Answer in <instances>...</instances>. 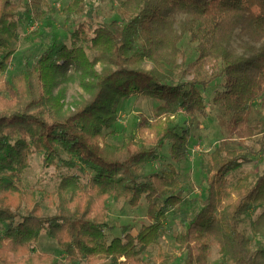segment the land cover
Here are the masks:
<instances>
[{"label":"trees","instance_id":"1","mask_svg":"<svg viewBox=\"0 0 264 264\" xmlns=\"http://www.w3.org/2000/svg\"><path fill=\"white\" fill-rule=\"evenodd\" d=\"M111 1L118 18L107 24L86 0H63L59 9L50 0H25L22 10L15 0H0V256L18 257L0 262L58 264L37 249L46 233L69 264H148L142 254L158 244L172 214L179 220L172 237L184 264H209L213 244L224 264H264V173L232 179L253 162L248 153L223 141L198 162L207 189L205 198L192 199L191 205H202L192 219L183 209L188 200L176 166L188 160L193 134L181 124V112L208 117L204 92L220 78L224 85L213 102L231 116L230 133L246 139L260 132L249 116L264 93V0ZM45 9L65 17L69 35H52L34 64L8 79L20 23L25 17L43 22ZM186 36L197 52L190 63L180 47ZM145 60L152 69L141 66ZM70 81L89 97L65 110L66 87L60 86ZM133 96L158 103L152 119L137 125L148 133L137 140L131 134L121 146L101 145L105 131L118 123L119 104ZM168 144L172 163L148 175L143 166L162 160ZM39 152L45 168L88 170L89 181L68 174L50 194L26 190L25 171ZM47 194L58 200L53 215L43 214ZM110 198L132 208L145 199L149 224L137 235L109 241L107 231L115 228ZM257 209L262 211L250 223L252 238L245 217ZM159 254L160 264L175 262Z\"/></svg>","mask_w":264,"mask_h":264},{"label":"rangeland","instance_id":"2","mask_svg":"<svg viewBox=\"0 0 264 264\" xmlns=\"http://www.w3.org/2000/svg\"><path fill=\"white\" fill-rule=\"evenodd\" d=\"M63 0H50L53 8H60ZM92 4L97 11L98 20L103 23H109L118 18L114 8L117 3L111 0H86ZM21 8L25 0H15ZM46 19L42 22L33 17H25L20 23L19 40L15 43L16 52L12 62L9 64L5 73L9 79L12 75L18 74L27 65L32 66L37 60L42 50L49 44L52 35L59 34L61 36H68L70 28L67 26L65 17L59 12H51L47 9ZM78 22L82 21V17L76 18ZM50 22V25L48 23ZM34 33H38L36 36ZM69 42V41H68ZM70 43V42H69ZM237 43V41H236ZM236 43L234 44L236 46ZM181 49L184 51L187 63L192 62L197 58L195 46L190 42L186 36L180 43ZM181 60H179L180 62ZM141 66L147 70L153 68L150 61L145 60ZM6 78V79H7ZM63 84V83H62ZM224 85V79L220 78L215 83L211 84L205 89L206 101L208 106V117L197 115L193 118H188L181 112V124L188 125L192 129V138L190 140V154L187 161L180 165H176L181 173V180L184 182L183 196L187 198L188 202L183 206L187 210L190 219L201 208L198 203L195 206L191 205L194 198L203 199L206 196L207 183L205 175H203L198 166V162L212 153L220 142L225 141L229 148H237L245 151L253 159L250 164H244L240 170L233 174L232 179H237L246 173L263 174L264 173V93L255 101L252 111L249 116L251 125L259 124L260 132L253 138L242 139L230 133L227 124L230 120V115L226 114L220 105L215 104L213 99L218 90H221ZM66 87L65 110H74L72 106L75 100L88 98L89 96L83 94V89L78 82L70 81L60 86ZM40 90L43 88L41 86ZM158 105L157 101L146 96H133L129 99L123 100L118 106V123L117 125L105 131L106 137L103 140L99 139V143L105 146V143L111 145L121 146L123 140L134 134V139L146 136L148 130H138L137 125L143 119H152L154 110ZM114 131L115 134L110 133ZM125 138V139H124ZM170 145H166L163 150L164 158L158 161H152L143 166V171L148 175L160 172L167 168L172 163L169 157ZM43 153H35L31 158L30 166L26 169L24 175V188L28 191H46L50 194L56 191L61 184L62 178L68 174H79L82 182L87 183L91 172L87 170L84 174L76 168H63L61 171L54 167L45 168L43 166ZM46 195L43 201V214L53 215L57 211L58 200L55 196ZM109 208L108 216L111 225L115 228L112 231H107L109 241L116 237H123L126 233L137 235L141 227L149 224L147 217L148 203L145 199L142 200L138 207L132 208L123 202V199L114 200L110 198L107 201ZM261 209L252 210L247 217H245L246 226L249 235L253 238V232L250 223L260 213ZM179 228V220L175 215L170 214L166 224L164 234L158 239V244L150 246L143 254L142 258L148 264H160L162 257L159 252L164 251L167 255L175 257V262L172 264H184L185 255L180 252L177 242L172 237V231ZM2 225L0 224V235L2 234ZM40 253H51L57 258L58 264H69L67 255L62 251L57 241L49 237L46 233H42L39 242L36 244ZM1 258L7 257L9 260H17L18 257L13 252L1 253ZM161 259H160V258ZM124 261L125 258H121ZM0 264H2L0 262ZM80 264H86L81 261ZM109 264V262H107ZM209 264H224L219 247L213 244L211 247V254L209 256Z\"/></svg>","mask_w":264,"mask_h":264}]
</instances>
